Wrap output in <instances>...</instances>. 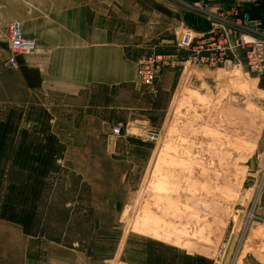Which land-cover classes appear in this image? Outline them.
Segmentation results:
<instances>
[{"label":"rangeland","instance_id":"374dc122","mask_svg":"<svg viewBox=\"0 0 264 264\" xmlns=\"http://www.w3.org/2000/svg\"><path fill=\"white\" fill-rule=\"evenodd\" d=\"M142 2L150 31H163L138 61L176 54L190 25L175 29L171 0ZM230 58L167 66L152 88L137 78L112 93L0 104V122L17 127L0 164V212L13 184L16 209L35 211L30 233L0 217V264H264V73L242 53ZM49 136L53 164L30 195L14 152Z\"/></svg>","mask_w":264,"mask_h":264},{"label":"crops","instance_id":"0c3cea01","mask_svg":"<svg viewBox=\"0 0 264 264\" xmlns=\"http://www.w3.org/2000/svg\"><path fill=\"white\" fill-rule=\"evenodd\" d=\"M142 1L0 0V104L128 89L137 82L135 55L163 31H150V9ZM171 1L181 17L175 29L185 23L203 31L208 23L204 9L240 0ZM248 9L264 31V0ZM13 22H20L24 35L39 44L37 53L18 57L17 68L7 66L11 49L6 31Z\"/></svg>","mask_w":264,"mask_h":264},{"label":"built area","instance_id":"2783aa9c","mask_svg":"<svg viewBox=\"0 0 264 264\" xmlns=\"http://www.w3.org/2000/svg\"><path fill=\"white\" fill-rule=\"evenodd\" d=\"M261 0H240L226 8H206V29L199 31L186 27L175 44L176 54L155 53L142 56L137 64V78L140 83L152 88L167 66H178L185 62L213 67H227L232 64L230 55L243 54L247 66L257 73H264V31L249 11L250 6ZM10 44L11 56L7 66L17 68L18 57L33 55L39 51L35 38L24 35L20 22L9 24L6 31ZM3 32L0 30V37ZM188 55V58L181 54ZM241 63V61H240ZM125 124H116L112 132L120 135Z\"/></svg>","mask_w":264,"mask_h":264},{"label":"trees","instance_id":"16d2710c","mask_svg":"<svg viewBox=\"0 0 264 264\" xmlns=\"http://www.w3.org/2000/svg\"><path fill=\"white\" fill-rule=\"evenodd\" d=\"M16 132L17 127L11 118L0 122V164L7 151L12 146L11 150L14 149L12 144L15 140L14 135ZM56 142L57 140L54 136H49L46 142L43 141L38 144L28 143L24 138L14 152L13 165L29 172V182L24 187L27 188L26 190L30 195L38 196L40 194L41 182L47 177L53 164L57 149ZM20 189H17L14 184L9 186V192L1 207L0 217L20 224L25 232L30 233L35 211L32 208H22L20 211L16 209L13 197Z\"/></svg>","mask_w":264,"mask_h":264}]
</instances>
